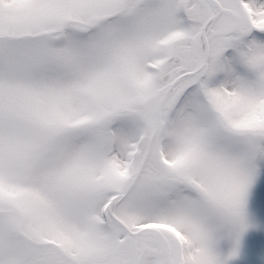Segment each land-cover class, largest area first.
I'll return each instance as SVG.
<instances>
[{
	"label": "snow or ice",
	"instance_id": "snow-or-ice-1",
	"mask_svg": "<svg viewBox=\"0 0 264 264\" xmlns=\"http://www.w3.org/2000/svg\"><path fill=\"white\" fill-rule=\"evenodd\" d=\"M0 264H264V0H0Z\"/></svg>",
	"mask_w": 264,
	"mask_h": 264
}]
</instances>
